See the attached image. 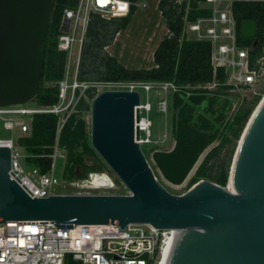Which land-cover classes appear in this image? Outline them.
<instances>
[{
    "label": "water",
    "instance_id": "water-1",
    "mask_svg": "<svg viewBox=\"0 0 264 264\" xmlns=\"http://www.w3.org/2000/svg\"><path fill=\"white\" fill-rule=\"evenodd\" d=\"M52 6L53 0H0V106L37 96ZM256 35L255 20H244L241 37ZM139 103L138 91L119 89H104L90 103L91 145L129 193L32 198L9 175L11 149L0 147V222L52 220L61 228L150 223L178 229L167 264H264V105L233 169L236 147L227 185L201 179L175 194L137 141Z\"/></svg>",
    "mask_w": 264,
    "mask_h": 264
},
{
    "label": "trees",
    "instance_id": "trees-1",
    "mask_svg": "<svg viewBox=\"0 0 264 264\" xmlns=\"http://www.w3.org/2000/svg\"><path fill=\"white\" fill-rule=\"evenodd\" d=\"M137 1V0H133ZM204 0H188L181 4L173 0H159L158 9L165 18L168 33L158 43L154 53V65L150 68H127L105 48L113 43L117 33L125 30L136 6H132L127 16L109 20L92 12L83 42L78 79L88 82L117 81H172L179 86H198L217 82L214 89L182 88L172 94L169 110H172V134L175 146L172 150L153 151V161L164 178L175 185L182 184L203 152L213 143L216 145L207 152L194 176L192 186L201 179H208L225 187L235 140L241 133L262 95L252 100H244L229 117L232 103L228 95L233 86L226 83L224 68L214 74L211 64V43L205 40L186 39L183 35L184 19L194 21L212 14L211 9L203 8ZM236 22L237 43L247 47L249 66L264 54V0H230ZM78 0H53L48 28L42 44L40 64V89L34 101L39 106L56 104L59 98L58 81L65 74L67 53L57 47L60 24L67 8H74ZM244 20H255L257 35L254 39L241 37V24ZM257 44L254 45V41ZM264 92V90L262 91ZM96 89L90 88L81 96L64 123L58 136V144L65 150L66 158L61 173L63 179H84L90 172H101L107 168L91 145L90 132L84 112L90 110V102ZM58 116L52 113L35 114L31 121V131L18 142L33 156L32 162L41 171L50 168V154L57 139ZM226 151V157L215 169V158ZM86 158L93 160L87 165ZM152 166V165H151ZM80 168L78 174L75 169ZM153 168V167H152Z\"/></svg>",
    "mask_w": 264,
    "mask_h": 264
},
{
    "label": "built area",
    "instance_id": "built-area-1",
    "mask_svg": "<svg viewBox=\"0 0 264 264\" xmlns=\"http://www.w3.org/2000/svg\"><path fill=\"white\" fill-rule=\"evenodd\" d=\"M177 4L188 0H173ZM228 0H204L200 4L209 8L212 14L194 21L184 19L183 37L205 40L211 43V64L214 74L224 68L226 83L233 86L231 91L251 90L254 96L264 92V54L249 66V51L237 43L236 22L231 6L222 5ZM230 1V0H229ZM231 2V1H230ZM132 6L147 8V3L139 0H78L74 8L64 10L57 47L67 53L65 74L58 81V102L49 106H26L25 104L0 106V132L18 129L21 135L29 134L35 114L52 113L58 116L57 139L50 168L41 171L38 166L28 169L26 160L33 156L20 150L18 137L0 136V147L11 149L9 175L23 191L32 198H44L54 194H114L108 189L114 187H87L85 182L94 177L101 179V172H90L82 181L62 179L57 175L59 160H65V150L58 144V136L68 116L76 111L81 96L90 88H98L101 83L78 79L79 60L85 39L90 14L98 13L104 19L127 16ZM169 31H167L168 33ZM76 54L73 71L70 72V59ZM110 89L136 90L140 93L138 142L161 145L164 138L156 139L153 133L154 122L150 117L154 96L157 97L156 111L168 114L173 93L182 88L214 89L217 82L206 85L179 86L172 81H117L103 82ZM100 92V91H99ZM145 100L143 101V94ZM237 107H232L229 117ZM20 135V136H21ZM81 188L72 192H57L56 187ZM129 193L128 189L126 192ZM178 229L158 228L150 223H128L125 228L117 224L58 227L52 220L0 222V264H159L165 252L172 248Z\"/></svg>",
    "mask_w": 264,
    "mask_h": 264
},
{
    "label": "rangeland",
    "instance_id": "rangeland-1",
    "mask_svg": "<svg viewBox=\"0 0 264 264\" xmlns=\"http://www.w3.org/2000/svg\"><path fill=\"white\" fill-rule=\"evenodd\" d=\"M140 3H147L148 7H138L135 11V13L132 15L130 19V23L128 27L125 30L120 31L116 34L113 43L108 45L105 50L115 56L117 60L123 64L127 68H150L154 65L153 61V53L156 49V46L161 41V39L166 35L167 27L165 18L162 16V13L158 9V2L159 0H139ZM223 7L231 6V2L228 0L224 2L222 5ZM76 62V54L72 55V58L70 59V72L73 71V66ZM101 83L98 88L96 89V94L99 91H102L104 89H110V86L102 85L103 82H97ZM228 95L221 96L222 98H228L231 103L232 107L239 106L245 99L252 100L254 98V94L251 90H235V91H229ZM143 94V101L145 100V94ZM264 93L261 96V99L258 101L256 106L253 110L257 107L259 102L263 99ZM152 103H153V110L150 113V117L154 122L153 126V133L156 139L162 138L165 134L169 135V138H173L172 134V110H168V114L165 116L164 114L156 111V101L157 97H153ZM88 101L91 103L92 100L88 99ZM26 106L34 107L39 106L36 101H30L25 104ZM85 118L88 123V130L90 132V110L84 112ZM11 135H14L15 137H22L20 131L18 129L14 131H1L0 136L2 137H10ZM21 135V136H20ZM240 138L238 140H235V150L232 155L231 162L233 160L236 147L238 145ZM18 145L20 146L21 152L32 155L29 153L24 146H21L18 142ZM216 145V142L211 144L200 156L199 160L195 164L194 168L191 170L185 181L180 185H173L169 183L160 170L155 166L153 161V151L160 149H167V147H163L157 144H144L142 145L143 152L145 153L146 157L148 158L150 164L153 167V170L157 176V178L162 182V184L172 193L175 194H181L185 191H187L191 185L190 180L194 176L195 171L197 167L202 162L203 158ZM226 151L222 150L220 152V157L215 158V169H217V166L223 162L225 159ZM101 158V157H100ZM32 158H28L26 160V167L28 169H32L36 165L32 162ZM102 159V158H101ZM103 161V160H102ZM104 162V161H103ZM65 160H59L58 166H57V175L61 176V173L63 171ZM85 163L87 165L93 164V160L90 158H86ZM105 163V162H104ZM106 165V163H105ZM231 165V164H230ZM107 166V165H106ZM106 172L115 182L116 186L115 188L108 189V191H111L113 193H124L127 191V188L124 186V184L119 180V178L116 176V174L107 166L106 169L103 170ZM80 172V168L75 169V173L78 174ZM62 178V177H61ZM63 179V178H62ZM79 181H82L83 179L76 178ZM205 179V178H204ZM81 191L83 189L81 188H63L62 186H57L56 191L57 192H72V191ZM70 264H80L79 262L71 261Z\"/></svg>",
    "mask_w": 264,
    "mask_h": 264
},
{
    "label": "bare ground",
    "instance_id": "bare-ground-1",
    "mask_svg": "<svg viewBox=\"0 0 264 264\" xmlns=\"http://www.w3.org/2000/svg\"><path fill=\"white\" fill-rule=\"evenodd\" d=\"M263 105H264V97L259 102L257 107L255 108V110H254V112L250 118V121L248 122V125L244 130L243 136H242L241 140H239V142H238L239 147H238V150L236 153L235 166H233V169L236 168V162H237L239 155H240L242 141H243L244 137L246 136V134L248 133V131L250 130L254 120L256 119V117H257L258 113L260 112ZM85 184H87V185H85L84 188H87L88 186L89 187L105 186V187H109V188L114 187L113 179L106 172H103V174L101 175V179H99L98 177H94V179L92 181H87V182H85ZM229 187H231V184ZM170 252H171V248L167 252L164 253L163 258L159 264H167L169 256H170Z\"/></svg>",
    "mask_w": 264,
    "mask_h": 264
},
{
    "label": "crops",
    "instance_id": "crops-1",
    "mask_svg": "<svg viewBox=\"0 0 264 264\" xmlns=\"http://www.w3.org/2000/svg\"><path fill=\"white\" fill-rule=\"evenodd\" d=\"M167 31H168V29H167ZM167 33V32H166ZM157 47V46H156ZM162 138H164V136L162 137ZM175 138L173 137V138H169V135L168 134H166V137H165V140L162 142V143H160L161 145L160 146H163V147H167V149H162V150H172L173 149V147L175 146ZM158 149H160V148H158ZM194 168V167H193ZM191 172V171H190ZM187 178V177H186ZM170 183V182H169ZM172 184V183H171ZM173 185H175V184H173Z\"/></svg>",
    "mask_w": 264,
    "mask_h": 264
}]
</instances>
